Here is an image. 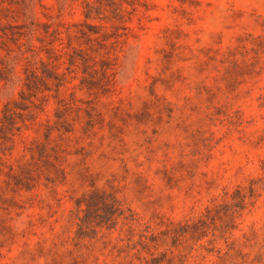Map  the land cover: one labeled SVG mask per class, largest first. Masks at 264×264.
Returning a JSON list of instances; mask_svg holds the SVG:
<instances>
[{
	"label": "rangeland",
	"instance_id": "374dc122",
	"mask_svg": "<svg viewBox=\"0 0 264 264\" xmlns=\"http://www.w3.org/2000/svg\"><path fill=\"white\" fill-rule=\"evenodd\" d=\"M198 220L264 264V0H0V264L218 262Z\"/></svg>",
	"mask_w": 264,
	"mask_h": 264
},
{
	"label": "trees",
	"instance_id": "16d2710c",
	"mask_svg": "<svg viewBox=\"0 0 264 264\" xmlns=\"http://www.w3.org/2000/svg\"><path fill=\"white\" fill-rule=\"evenodd\" d=\"M93 201H99V206H93L89 202H84L85 209L83 210L84 215L80 218V225H78L79 230L86 228V224L91 223L95 226L109 225L115 223L117 217L121 215L123 212L122 208L117 202L107 203L106 200H100L98 196H94ZM91 225L88 227L90 229ZM207 224L203 220H198L196 222H192L190 224H185L180 227V230L177 233V236L181 237V239L186 240L189 238L191 240L190 244L187 245V255L189 257H197L198 255H194L198 250L206 251V254L216 253V257L218 262H211V264H225V260L229 258L230 254V244L227 241H224L225 247L227 248L225 251L217 248L215 246H211V248H205L202 241L207 239ZM215 239H207L206 242L212 244ZM143 243V241H141ZM205 254V255H206ZM205 259V256H201ZM205 264V263H204Z\"/></svg>",
	"mask_w": 264,
	"mask_h": 264
}]
</instances>
